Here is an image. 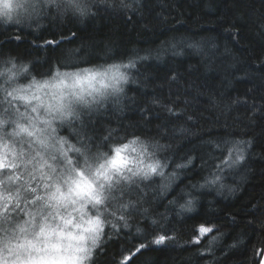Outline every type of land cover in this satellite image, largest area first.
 Listing matches in <instances>:
<instances>
[{
    "label": "trees",
    "instance_id": "obj_1",
    "mask_svg": "<svg viewBox=\"0 0 264 264\" xmlns=\"http://www.w3.org/2000/svg\"><path fill=\"white\" fill-rule=\"evenodd\" d=\"M91 3L94 14L85 18L46 15L31 27L0 22V67L12 58L43 80L57 67L95 69L134 59L124 93L84 117L88 135L100 143L118 129L121 137L158 142L166 173L195 158L193 167L175 170L166 190V180L156 177L141 184L139 197L131 193L138 211L129 228L118 235L107 228L111 239L91 264H119L141 241L148 247L130 264H256L255 250L264 247V0H123L127 8L121 0ZM54 126L73 141L74 128L82 127ZM220 140L251 144L242 145V164L222 171L223 187H200L218 162L209 141ZM189 198L192 210L182 211ZM201 223L214 225L219 239L210 244L209 234L194 243ZM161 234L170 239L151 243Z\"/></svg>",
    "mask_w": 264,
    "mask_h": 264
},
{
    "label": "snow or ice",
    "instance_id": "obj_2",
    "mask_svg": "<svg viewBox=\"0 0 264 264\" xmlns=\"http://www.w3.org/2000/svg\"><path fill=\"white\" fill-rule=\"evenodd\" d=\"M121 6L129 7L123 0ZM92 8L91 0H0V22L31 27L46 15L85 18L94 14ZM135 67L134 59L100 69L61 71L57 67L49 71L48 79L38 80L28 64L18 65L12 58L3 61L0 264H91L106 239L129 228V218L138 211L131 199L133 191L139 197L141 184L156 177L166 180L162 185L166 190L176 169L194 166L195 158L189 155L166 173L169 165L156 156L161 147L158 142L136 134L121 137L118 129H109L97 143L85 130L84 117L110 97L124 93L123 85L129 82L125 70ZM21 77L26 83H19ZM21 102L30 113L20 111ZM169 112L176 114L171 108ZM56 122L73 128L80 122L82 127L74 128L73 141L57 135ZM209 144L215 149L216 172L203 177L200 187H223L222 171L242 164L246 151L242 145L251 142ZM193 206L189 198L180 208L191 211ZM195 231L194 243L209 234L210 244L219 239L214 225L201 223ZM168 239L167 234L155 235L151 243L159 245ZM146 247L139 242L134 251L122 255L119 264H130ZM255 256L256 264H264V247L257 248Z\"/></svg>",
    "mask_w": 264,
    "mask_h": 264
},
{
    "label": "rangeland",
    "instance_id": "obj_3",
    "mask_svg": "<svg viewBox=\"0 0 264 264\" xmlns=\"http://www.w3.org/2000/svg\"><path fill=\"white\" fill-rule=\"evenodd\" d=\"M95 69H100V68H95ZM76 71V70H75ZM19 108H20V111H28L29 113H30V109H27L26 107H25V105L21 102V103H19ZM42 111V110H41ZM57 123V122H56ZM9 130H11V129H9Z\"/></svg>",
    "mask_w": 264,
    "mask_h": 264
}]
</instances>
